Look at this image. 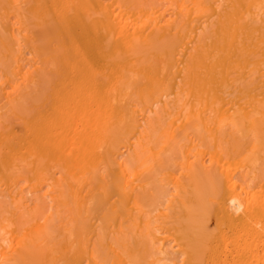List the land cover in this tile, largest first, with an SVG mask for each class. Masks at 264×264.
<instances>
[{"label": "bare ground", "instance_id": "obj_1", "mask_svg": "<svg viewBox=\"0 0 264 264\" xmlns=\"http://www.w3.org/2000/svg\"><path fill=\"white\" fill-rule=\"evenodd\" d=\"M0 264H264V0H0Z\"/></svg>", "mask_w": 264, "mask_h": 264}]
</instances>
